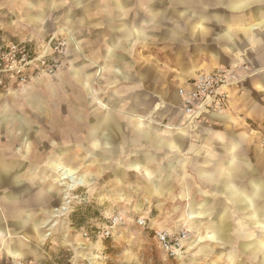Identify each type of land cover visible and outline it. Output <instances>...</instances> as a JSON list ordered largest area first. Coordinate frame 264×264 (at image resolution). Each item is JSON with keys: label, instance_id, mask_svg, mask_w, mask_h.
Segmentation results:
<instances>
[{"label": "rangeland", "instance_id": "obj_1", "mask_svg": "<svg viewBox=\"0 0 264 264\" xmlns=\"http://www.w3.org/2000/svg\"><path fill=\"white\" fill-rule=\"evenodd\" d=\"M116 1L122 5L119 11ZM180 7L179 0H0L3 36L37 55L47 53L45 66L29 73L26 83L0 92V156L22 161L29 172L34 168L45 179L41 207L33 216L46 238L42 247L34 248L39 263L86 264L73 247L98 241V261L103 264H224L217 258L223 251L201 249L197 233L184 221L187 201L180 195L181 171L159 169L181 156L150 148L142 136L148 130L133 120L135 113L145 116L154 109L160 102L155 89L168 85L172 73L190 65L196 53L179 41L182 31L183 40L192 37L195 21L182 15ZM124 26L143 30L144 40L127 39L121 33ZM107 48L113 55L105 59ZM115 53L123 56L124 66L133 67L139 85L109 82ZM201 73L206 72L197 75ZM131 88H136L134 100ZM172 89L178 94L175 86L167 88L170 93ZM156 114L161 129L168 117L179 119L178 109L169 102ZM100 115L108 122L101 124ZM111 119L119 121L120 132H109L114 130ZM153 159L150 166L156 170L149 177L147 163ZM138 161L145 169H129ZM163 174L170 179L165 192L156 195L151 189ZM31 192L24 202L29 206ZM2 206L0 201V212ZM60 207L65 211L55 216ZM112 216L119 217V224L112 237L102 239L98 233ZM141 218L144 226L137 224ZM52 223L54 228H45ZM159 230L172 237L185 234L176 256L156 243L154 233ZM26 232L33 241L32 228Z\"/></svg>", "mask_w": 264, "mask_h": 264}, {"label": "crops", "instance_id": "obj_2", "mask_svg": "<svg viewBox=\"0 0 264 264\" xmlns=\"http://www.w3.org/2000/svg\"><path fill=\"white\" fill-rule=\"evenodd\" d=\"M179 4L182 15L195 19L190 27L192 37L183 40L182 31L179 41L186 42L187 48L194 47L196 53L190 57V65H181L182 69L172 73L162 90L149 87L155 89L153 93L160 102L145 116L132 114L133 120L137 126L148 130L142 136L150 148L181 156L175 161L170 158L159 169L181 171L180 195L187 201L184 221L197 233L199 247L223 251L217 258L224 264H264V0H179ZM114 5L116 10L122 9L120 2L116 1ZM121 33L127 39L144 40L143 30L136 27L124 26ZM0 38L5 43H12L1 31ZM110 55L113 53L107 48L105 59ZM115 58L116 68L110 70L109 82H128L132 87L139 85L133 67L123 65L124 58L120 53H115ZM107 63L108 59L104 66L107 67ZM232 66L247 68L239 72L245 80L231 90L223 114H207L193 125H186L177 92L172 89L170 93L167 88L175 86L179 89L199 72ZM134 90L136 88L130 89L132 100L136 96ZM167 102L178 109L179 119L168 117L167 124L161 129L156 111ZM110 121L114 130L109 132H120L119 121ZM144 121L149 124L140 123ZM99 122L104 124L108 120L100 115ZM137 133L140 137L141 131L137 129ZM152 161L154 159L148 161L146 168L149 177L153 176L152 170H156L150 166ZM142 163L132 162L129 169H145ZM26 165L22 161H6L0 156V201L3 203L0 264L15 258L26 264H41V256L34 248L42 247L46 238L41 236L39 221L33 216L34 210L41 207L39 199L44 192L41 184L45 179L43 172H34V168L29 172ZM169 179L164 174L157 177L151 191L156 195L163 194ZM30 191L31 207L24 204ZM29 227L35 234L31 236L33 241L26 238ZM96 245H99L98 249ZM198 245L192 248L198 249ZM101 247L96 241L94 244L82 243L73 249L82 251L75 255L86 264H103L98 261L97 254ZM90 254L98 259L90 260Z\"/></svg>", "mask_w": 264, "mask_h": 264}, {"label": "built area", "instance_id": "obj_3", "mask_svg": "<svg viewBox=\"0 0 264 264\" xmlns=\"http://www.w3.org/2000/svg\"><path fill=\"white\" fill-rule=\"evenodd\" d=\"M46 54L37 55V53L35 54L23 45L5 43L0 38V92L8 90L10 86L26 83L29 73L35 71L36 68L45 66ZM246 69V67L233 66L214 69L197 75L193 80L181 86L178 89V97L186 116V123L193 125L207 114H223L231 90L239 87L245 80L244 75L239 74V72ZM62 212L60 208L54 210L55 216L62 214ZM119 220L117 216L109 217V225L98 233L100 238L112 237ZM137 224L144 226L145 221L142 218L138 219ZM55 225L52 223L45 228L50 230ZM87 235V233H84L85 237ZM154 239L161 250L174 257L177 255L181 244H183L185 234L182 233V235L172 237L168 232L159 230L154 233ZM4 264H26V262L15 258Z\"/></svg>", "mask_w": 264, "mask_h": 264}, {"label": "bare ground", "instance_id": "obj_4", "mask_svg": "<svg viewBox=\"0 0 264 264\" xmlns=\"http://www.w3.org/2000/svg\"><path fill=\"white\" fill-rule=\"evenodd\" d=\"M186 124H188V123H186ZM54 168H55V166H54ZM65 176V175H64ZM62 177V176H61ZM74 184V183H73ZM75 185V184H74ZM79 185V184H78ZM82 185V184H81ZM67 197H65V199H66ZM64 211V208L63 207H60V211ZM53 226V225H52Z\"/></svg>", "mask_w": 264, "mask_h": 264}]
</instances>
